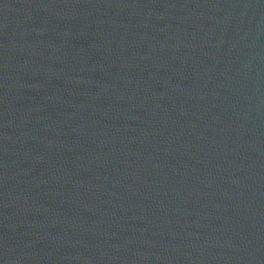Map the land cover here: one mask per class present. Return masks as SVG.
Masks as SVG:
<instances>
[{"label": "water", "instance_id": "95a60500", "mask_svg": "<svg viewBox=\"0 0 264 264\" xmlns=\"http://www.w3.org/2000/svg\"><path fill=\"white\" fill-rule=\"evenodd\" d=\"M0 264H264V0H0Z\"/></svg>", "mask_w": 264, "mask_h": 264}]
</instances>
